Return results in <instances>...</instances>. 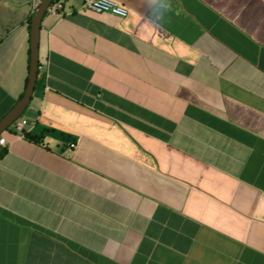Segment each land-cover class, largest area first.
<instances>
[{
  "label": "crops",
  "instance_id": "1",
  "mask_svg": "<svg viewBox=\"0 0 264 264\" xmlns=\"http://www.w3.org/2000/svg\"><path fill=\"white\" fill-rule=\"evenodd\" d=\"M60 1L0 135V264H264V0ZM40 2L0 22V121Z\"/></svg>",
  "mask_w": 264,
  "mask_h": 264
},
{
  "label": "water",
  "instance_id": "2",
  "mask_svg": "<svg viewBox=\"0 0 264 264\" xmlns=\"http://www.w3.org/2000/svg\"><path fill=\"white\" fill-rule=\"evenodd\" d=\"M53 1L54 0H41L35 12V15L32 19L31 59H30V73H29L28 84L22 98L17 102L14 108L0 121V135L12 123H14L18 118H20L24 114L26 108L30 103L40 70L39 45H40V32L42 27V21L48 10L49 5Z\"/></svg>",
  "mask_w": 264,
  "mask_h": 264
},
{
  "label": "built area",
  "instance_id": "3",
  "mask_svg": "<svg viewBox=\"0 0 264 264\" xmlns=\"http://www.w3.org/2000/svg\"><path fill=\"white\" fill-rule=\"evenodd\" d=\"M84 7L97 12H110L112 14L123 17L129 14V8L118 0H85ZM62 9L63 3L60 0H55L49 5L47 11L57 14L60 13ZM14 124L16 130L23 134L25 126L28 124V120L23 117H20L14 122ZM0 143L5 145L6 138L1 137ZM76 145L77 142L71 143L72 147H76Z\"/></svg>",
  "mask_w": 264,
  "mask_h": 264
},
{
  "label": "rangeland",
  "instance_id": "4",
  "mask_svg": "<svg viewBox=\"0 0 264 264\" xmlns=\"http://www.w3.org/2000/svg\"><path fill=\"white\" fill-rule=\"evenodd\" d=\"M33 0H0V22H7L8 18L15 17L25 7L30 8ZM13 22L11 21V24ZM10 26L4 24V28Z\"/></svg>",
  "mask_w": 264,
  "mask_h": 264
},
{
  "label": "trees",
  "instance_id": "5",
  "mask_svg": "<svg viewBox=\"0 0 264 264\" xmlns=\"http://www.w3.org/2000/svg\"><path fill=\"white\" fill-rule=\"evenodd\" d=\"M55 1V0H54ZM36 12V11H35ZM35 12H33L29 17H28V22H29V25H30V27L32 26V19H33V17H34V15H35ZM29 79V78H28Z\"/></svg>",
  "mask_w": 264,
  "mask_h": 264
}]
</instances>
